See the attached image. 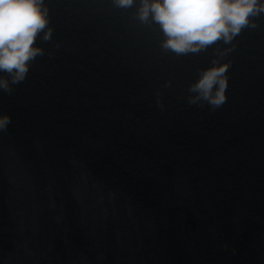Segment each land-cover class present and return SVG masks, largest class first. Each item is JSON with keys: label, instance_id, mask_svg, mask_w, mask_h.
<instances>
[{"label": "water", "instance_id": "obj_1", "mask_svg": "<svg viewBox=\"0 0 264 264\" xmlns=\"http://www.w3.org/2000/svg\"><path fill=\"white\" fill-rule=\"evenodd\" d=\"M45 7L25 79L0 73V264H264V14L176 55L139 0ZM214 59L226 103L190 104Z\"/></svg>", "mask_w": 264, "mask_h": 264}, {"label": "clouds", "instance_id": "obj_2", "mask_svg": "<svg viewBox=\"0 0 264 264\" xmlns=\"http://www.w3.org/2000/svg\"><path fill=\"white\" fill-rule=\"evenodd\" d=\"M114 3L127 9L137 0ZM262 14L264 0H139L137 8L141 23L158 25L164 37L161 48L176 55L198 54L217 42L229 45L243 29L255 28L252 21ZM48 15L45 0H0V73L11 76L12 83L23 81L30 62L42 54L37 37L51 38ZM229 67V63L214 59L189 86L194 95L188 102L222 107L227 100ZM0 89L8 90L6 79L0 78ZM9 122V116L0 115V130Z\"/></svg>", "mask_w": 264, "mask_h": 264}]
</instances>
